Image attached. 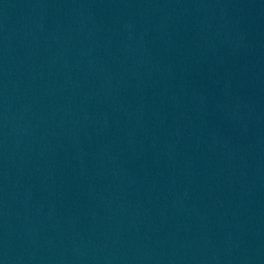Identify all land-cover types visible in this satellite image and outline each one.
<instances>
[{"label": "water", "instance_id": "obj_1", "mask_svg": "<svg viewBox=\"0 0 264 264\" xmlns=\"http://www.w3.org/2000/svg\"><path fill=\"white\" fill-rule=\"evenodd\" d=\"M0 264H264V0H0Z\"/></svg>", "mask_w": 264, "mask_h": 264}]
</instances>
